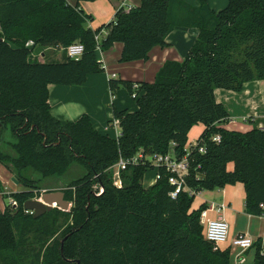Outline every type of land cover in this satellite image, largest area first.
<instances>
[{
    "label": "trees",
    "instance_id": "obj_1",
    "mask_svg": "<svg viewBox=\"0 0 264 264\" xmlns=\"http://www.w3.org/2000/svg\"><path fill=\"white\" fill-rule=\"evenodd\" d=\"M70 1L0 0V165L23 187L5 195L18 207L0 212V264H232L231 250H218L205 238L201 215L207 205L192 210L196 197L188 193L172 199L164 167L150 187L143 182L154 170L151 163L129 168L121 189L111 168L120 156L133 158L141 150L182 158L190 131L202 125L189 157L188 187L200 193L243 184L245 212L262 214L264 131L225 129L230 115L215 91L240 93L247 83L264 80V0H229L220 11L208 0H196L198 7L185 0H141L95 30L80 3L98 0ZM177 28L199 31L182 62H165L153 83L110 80L113 95L122 86L139 95L137 111H114L119 139L101 134L87 115L66 124L52 115L48 86H82L104 72L99 49L121 43L122 63L148 62ZM76 43L84 46L79 60L66 53ZM36 48L44 58L51 50L63 55L38 61L32 59ZM74 166L87 174L60 190L71 208L37 219L27 214L25 204L40 197L43 182L64 178ZM253 248V264H264V240Z\"/></svg>",
    "mask_w": 264,
    "mask_h": 264
},
{
    "label": "crops",
    "instance_id": "obj_2",
    "mask_svg": "<svg viewBox=\"0 0 264 264\" xmlns=\"http://www.w3.org/2000/svg\"><path fill=\"white\" fill-rule=\"evenodd\" d=\"M185 1L194 7L199 6L196 0H194L195 2H192V0ZM208 2L213 10L220 11L222 10V6L226 2L228 3L229 0H208ZM70 3L72 5L75 4L72 0ZM140 3L141 0H130L126 1V5L123 6L122 0H98L96 2H81L80 5L88 15L93 17L88 26L95 30L101 25L111 22L119 9L127 7L130 9L139 6ZM198 35V29L177 28L168 36L166 40L168 46L165 48H155L151 52L148 62L122 63L123 45L121 43L115 44L109 51L103 52L99 50L98 61L102 64L104 72L88 76L86 83L82 86H48L52 115L63 124L74 123L82 116L87 115L92 120L97 131L103 135L110 133L115 110L135 112L138 109L133 103H127L126 98L128 96L132 100L134 99L123 86L120 87L116 95H113L110 89V80L117 79L134 83H153L157 73L165 62L168 60L182 62L187 57ZM56 52L58 55L61 53V51ZM58 55L53 58L57 59ZM42 58L45 60L43 56ZM215 95L217 101L226 107L230 115L228 121L222 124L225 129L244 133L253 129L264 131V80L247 83L244 86V90L240 93L217 89ZM134 101L136 103V100ZM203 131L204 127L202 125L193 127L190 131L188 142L194 143L193 141L198 140ZM115 132V139H117L116 129ZM118 132L120 133L119 129ZM105 136H108V134ZM3 167L0 165V180L4 187L2 195H6L12 192H9V184H5L1 177V173L4 175L8 173ZM229 169L233 170L234 165L231 164ZM155 183L156 181L154 183L150 182L149 186H153ZM16 185L21 186L19 184ZM22 190L17 192H21ZM215 193L218 194L216 198L212 197L210 198L211 200L204 198V194L214 195ZM245 201L244 185L238 184L236 186H227L221 190L200 192L196 196L192 210H198L200 206L206 204L207 209H211L209 214L211 218L224 219L229 223L232 238L245 235L255 241L260 238L264 240V224L263 229L257 235L252 233L250 225L241 227V218L239 217L243 214L249 219H260L259 217L250 216L245 212ZM4 211L5 209L0 212ZM248 252L243 254L237 261V255L240 253V250H233L231 255L234 264H244V255Z\"/></svg>",
    "mask_w": 264,
    "mask_h": 264
},
{
    "label": "built area",
    "instance_id": "obj_3",
    "mask_svg": "<svg viewBox=\"0 0 264 264\" xmlns=\"http://www.w3.org/2000/svg\"><path fill=\"white\" fill-rule=\"evenodd\" d=\"M126 1L127 0H122L123 6L126 5ZM125 9L129 10V7ZM28 46L32 47L33 43H29ZM66 53L70 59L79 60L84 53V46L80 43L73 44L66 49ZM139 87L140 86L136 84L134 86V89L138 90ZM138 96L139 95L137 93H134L132 95V98L135 100ZM119 126L120 122L118 120H115L112 127L117 130V139H119V137L121 136V131L120 133L118 132ZM220 140L221 138L219 136H215L213 139V141L216 143H219ZM198 141L199 139L193 141L194 143H187L185 147V155L182 158L178 157L173 152L166 155H155L153 157L147 156L144 154L143 150H141L133 158H124L123 156H120L119 161L111 168L114 185L119 189L123 188L124 183L122 175L124 174V172H127L129 168L133 166H138L140 164L149 162L154 167V170L157 171V175L154 181L157 182V180L159 179L158 169L161 167H164L170 174L169 183L174 188L170 193L172 199H176L182 193H188L189 195L196 197L199 193L188 187L187 177L189 176L191 166L189 157L191 155L192 149L198 146ZM173 146H175V144H173ZM199 152L203 154L205 153V149L200 148ZM100 189L101 193L98 194V196L102 195L104 191L102 187ZM45 192L46 191L42 192L40 197L35 198L34 200L43 202V195L45 194ZM10 206L12 208H17V201H15L14 199H10ZM262 208L263 211L259 218L263 221L264 224V206ZM212 209H214V207H212ZM210 211L211 209H206L201 215V223L204 227L205 238L209 242L213 243L218 250H231V252L233 250H240V253L237 255L238 261L243 254L253 248L256 241L245 235L232 238L231 227L229 223L224 219L211 218L209 216ZM26 213L33 215V212L30 211H26Z\"/></svg>",
    "mask_w": 264,
    "mask_h": 264
},
{
    "label": "rangeland",
    "instance_id": "obj_4",
    "mask_svg": "<svg viewBox=\"0 0 264 264\" xmlns=\"http://www.w3.org/2000/svg\"><path fill=\"white\" fill-rule=\"evenodd\" d=\"M127 1H130V0H127ZM193 1L194 0H192V2ZM227 5H228V3L226 2L224 4V6H222L221 9H224ZM45 52H47V54H48V58H45V60H50L51 58H53V56L56 57L58 55V53L56 51H45ZM42 53L43 52H42L41 49L36 48L35 51H34V54L32 56V59H36L38 61H45L41 57V54ZM60 55H63V54L62 53H59V55H58L59 58H60ZM59 58H57V59H59ZM126 99H127V103L128 104L133 103L136 108L138 107L137 104L135 103V101L132 100L130 96H128ZM114 121H115V119L113 120V122H111V124L114 123ZM119 130L121 131L120 126H119ZM107 134H108V137H110L112 139H115L116 138L115 128L112 127L110 133H106L105 135H107ZM10 138L11 137L8 134L7 135V139H10ZM3 149L6 152L12 151L6 145H4V148ZM4 168L6 169V171L9 174L8 173L7 174L5 173V175H4L3 173H1V175H2L1 177H2V179H3V181H4L5 184H7V185L9 184L8 185V188H10V191L9 192L17 193V191L22 190L23 187L16 185V183L13 181V179L15 178L14 172H12L11 170L7 169L6 167H3V169ZM86 174H87V171L84 168L78 167V166H74V167H72V169L70 170V172L64 178H62V179L52 178V179L45 180L43 182L42 186H41L42 189H43L42 192L48 191V190L60 191L61 189H63L64 187H66L67 184H69L70 182H73L75 180L81 179ZM156 175H157V171L156 170L149 169L148 172L145 175V179H144V182H143L144 183V186L150 187L151 185L149 186V184H150V182H153L154 181V179L156 178ZM112 177H113V175H112ZM123 183H124V180H123ZM103 190H104V188H103ZM100 193H101V189L98 188V194H100ZM217 195H218L217 193H215L214 195L204 194V198L211 200L210 198H212V197L216 198ZM7 206H10V199L5 198V195H2V193H0V211L1 210H4ZM239 218H241V220H240V223L242 225L241 227H243V226L245 227L247 225H250V229L252 230V233L254 235H257L258 233H260L259 231L261 229H263V221H261L258 218H256V219H249L244 214L242 216H240ZM244 259H245V263L244 264H253L254 263V260H255V248L249 250V252L246 255H244ZM232 264H234L233 261H232Z\"/></svg>",
    "mask_w": 264,
    "mask_h": 264
},
{
    "label": "water",
    "instance_id": "obj_5",
    "mask_svg": "<svg viewBox=\"0 0 264 264\" xmlns=\"http://www.w3.org/2000/svg\"><path fill=\"white\" fill-rule=\"evenodd\" d=\"M13 181L16 184L19 182L14 178ZM103 188V187H102ZM72 206V203L65 199V194L62 191L46 192L43 195V202L37 200H30L25 204V210L33 212L34 218H39L51 212L54 208H59L63 211H68Z\"/></svg>",
    "mask_w": 264,
    "mask_h": 264
}]
</instances>
